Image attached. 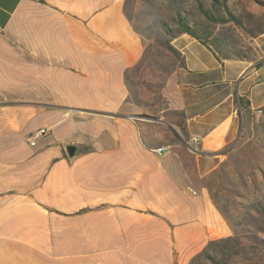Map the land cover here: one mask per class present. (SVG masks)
Segmentation results:
<instances>
[{
	"label": "crops",
	"instance_id": "crops-1",
	"mask_svg": "<svg viewBox=\"0 0 264 264\" xmlns=\"http://www.w3.org/2000/svg\"><path fill=\"white\" fill-rule=\"evenodd\" d=\"M254 41L246 60L172 37L174 117L150 121L128 100L145 45L124 0H0V264H188L232 234L200 178L264 106Z\"/></svg>",
	"mask_w": 264,
	"mask_h": 264
},
{
	"label": "rangeland",
	"instance_id": "rangeland-1",
	"mask_svg": "<svg viewBox=\"0 0 264 264\" xmlns=\"http://www.w3.org/2000/svg\"><path fill=\"white\" fill-rule=\"evenodd\" d=\"M197 1L124 0L126 14L145 45L139 62L126 72L128 100L139 118L152 121L163 115L174 117V112L167 109L161 87L166 75L182 62L171 44L172 37L180 31L177 15L205 26L204 36L221 57L236 58L231 54L236 51L252 60L257 58L254 37L227 18L226 8L246 25H264V0H225V6L222 0H200L202 6ZM202 9L210 10L212 17L205 16ZM177 119L181 117L177 115ZM223 152L224 161L200 181L209 187L230 222L255 231L262 222L253 203H264V106L255 114L252 125L246 131L243 128ZM258 234L264 237V232ZM259 259L264 264L263 256ZM200 263L210 264L206 260Z\"/></svg>",
	"mask_w": 264,
	"mask_h": 264
},
{
	"label": "trees",
	"instance_id": "trees-1",
	"mask_svg": "<svg viewBox=\"0 0 264 264\" xmlns=\"http://www.w3.org/2000/svg\"><path fill=\"white\" fill-rule=\"evenodd\" d=\"M197 2L199 6H202L200 0ZM222 3L225 6V0H222ZM214 5H216V3H214ZM202 12L205 16L212 17V12L210 10L202 9ZM226 13L229 20L239 26H243L251 36L256 37L264 32L263 24H257L254 27L246 25L239 17L234 15L231 10L226 8ZM176 22L179 26V33L186 32L194 36L203 44L210 47L218 57L235 58L232 56L221 57L212 44L208 42L206 36H204L207 34L206 27L199 24L198 21H189L185 16L179 14L177 15ZM173 50L176 52V55L180 57L178 51L175 48H173ZM231 54L239 59L252 60L246 55L236 51ZM67 148L71 150L75 149L73 145H68ZM253 205V209L261 216L260 220L262 222L261 225H258L257 230L254 231L249 228H242V224L238 223L237 225L230 222L229 217L222 212L224 218L230 225L232 234L209 240L202 250L190 259L188 264H201V260H206L210 264H261L259 256H263L264 258V237L260 236L258 231L264 232V203L256 202L253 203Z\"/></svg>",
	"mask_w": 264,
	"mask_h": 264
},
{
	"label": "built area",
	"instance_id": "built-area-1",
	"mask_svg": "<svg viewBox=\"0 0 264 264\" xmlns=\"http://www.w3.org/2000/svg\"><path fill=\"white\" fill-rule=\"evenodd\" d=\"M47 132V128L46 127H38L36 129H34L31 134H30V137H29V143L32 145L35 143V141L41 137L42 135H44L45 133ZM165 147L164 146H161V147H157L155 148L156 151H162L164 150Z\"/></svg>",
	"mask_w": 264,
	"mask_h": 264
},
{
	"label": "water",
	"instance_id": "water-1",
	"mask_svg": "<svg viewBox=\"0 0 264 264\" xmlns=\"http://www.w3.org/2000/svg\"><path fill=\"white\" fill-rule=\"evenodd\" d=\"M67 149H68V148H67ZM68 151H69L70 154H73V152H74V151L71 150V149H68Z\"/></svg>",
	"mask_w": 264,
	"mask_h": 264
}]
</instances>
